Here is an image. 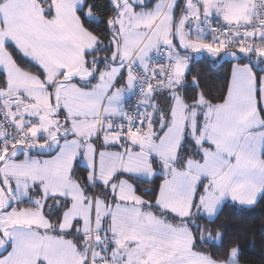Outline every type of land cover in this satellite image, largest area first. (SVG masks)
I'll return each mask as SVG.
<instances>
[{
    "label": "snow or ice",
    "instance_id": "snow-or-ice-1",
    "mask_svg": "<svg viewBox=\"0 0 264 264\" xmlns=\"http://www.w3.org/2000/svg\"><path fill=\"white\" fill-rule=\"evenodd\" d=\"M17 3L32 17L0 30V264H241L211 224L264 199V132H248L264 0ZM201 52L230 58L220 102L189 81Z\"/></svg>",
    "mask_w": 264,
    "mask_h": 264
},
{
    "label": "trees",
    "instance_id": "trees-1",
    "mask_svg": "<svg viewBox=\"0 0 264 264\" xmlns=\"http://www.w3.org/2000/svg\"><path fill=\"white\" fill-rule=\"evenodd\" d=\"M95 2L101 11L105 10L107 0ZM228 60L213 61L203 52L192 57L189 81L196 76L200 87L213 102H220L219 98L225 94L224 84L230 71ZM31 70L37 71L34 67ZM261 156H264V149ZM80 175L84 173L80 172ZM211 226L223 228L227 237H235V242L241 244V264H264V199H260L254 207L235 205L226 200L212 218Z\"/></svg>",
    "mask_w": 264,
    "mask_h": 264
},
{
    "label": "rangeland",
    "instance_id": "rangeland-1",
    "mask_svg": "<svg viewBox=\"0 0 264 264\" xmlns=\"http://www.w3.org/2000/svg\"><path fill=\"white\" fill-rule=\"evenodd\" d=\"M32 10L30 7L21 6L17 3V0H10L4 6V13L0 15V21L4 22V28L0 29L5 32L11 31L13 34H20L24 32L31 22ZM207 54L206 52H203ZM208 55V54H207ZM195 54H192V57ZM224 59H230L228 57H223L217 61H222ZM264 163V162H263ZM260 185L252 183V193L249 195H255L259 191Z\"/></svg>",
    "mask_w": 264,
    "mask_h": 264
},
{
    "label": "crops",
    "instance_id": "crops-1",
    "mask_svg": "<svg viewBox=\"0 0 264 264\" xmlns=\"http://www.w3.org/2000/svg\"><path fill=\"white\" fill-rule=\"evenodd\" d=\"M131 95V93H126L125 99L129 98ZM248 132L252 135V136H258L261 134V132H264V129H258V128H251L248 129ZM263 150V149H262ZM262 150H261V154H262ZM264 161H262L263 163ZM81 164H83V162H81ZM190 166L194 167V162H190ZM193 182H194V178H193ZM239 191L246 193V194H251L252 193V183L250 182H244L241 185L238 186Z\"/></svg>",
    "mask_w": 264,
    "mask_h": 264
},
{
    "label": "built area",
    "instance_id": "built-area-1",
    "mask_svg": "<svg viewBox=\"0 0 264 264\" xmlns=\"http://www.w3.org/2000/svg\"><path fill=\"white\" fill-rule=\"evenodd\" d=\"M135 98H136V97H135V93L132 92L131 95H130V97L127 98L126 101H127L128 103H133V102L135 101Z\"/></svg>",
    "mask_w": 264,
    "mask_h": 264
}]
</instances>
